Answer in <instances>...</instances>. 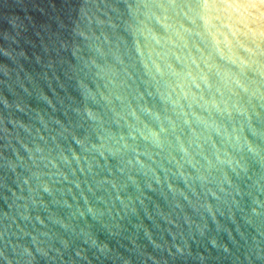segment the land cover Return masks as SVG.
Here are the masks:
<instances>
[{
  "label": "water",
  "instance_id": "water-1",
  "mask_svg": "<svg viewBox=\"0 0 264 264\" xmlns=\"http://www.w3.org/2000/svg\"><path fill=\"white\" fill-rule=\"evenodd\" d=\"M144 25L174 43L139 35ZM136 36L146 57L149 47L167 51L178 71L190 65L197 73L195 57L212 84L201 82L203 96L221 110L193 107L247 140L229 146L239 164L224 166L231 183L223 190L222 172L207 168L196 149L193 128L203 153L213 152L209 129L186 124L166 99L176 76L146 75ZM101 66L126 80L115 90L142 92L141 103L175 120V131L163 121L161 146L139 134L133 141L123 120L117 123L120 101L109 105L97 91L107 79ZM188 86L199 99L201 89ZM181 103L187 111V100ZM141 115L159 129L160 121ZM101 122L138 152L105 150V159L85 151L77 141L99 144ZM210 134L220 145L222 135ZM177 135L185 146L191 140L193 163ZM73 150L83 172L60 157ZM53 159L67 179L55 175ZM77 179L95 214L72 183ZM0 264H264V0H0Z\"/></svg>",
  "mask_w": 264,
  "mask_h": 264
},
{
  "label": "clouds",
  "instance_id": "clouds-1",
  "mask_svg": "<svg viewBox=\"0 0 264 264\" xmlns=\"http://www.w3.org/2000/svg\"><path fill=\"white\" fill-rule=\"evenodd\" d=\"M156 18L157 20L160 21L161 24L165 26L166 29L173 27L172 25L167 24L165 19H162L159 16H157ZM139 35H142L146 39H150L151 41H154L157 45H163L166 42L174 43V41H171L170 36L163 37L160 34L153 31L147 25H144V27L139 29ZM218 43L219 42L217 41V45ZM135 48L146 70V75L149 76L151 80L155 81L157 80L158 77H165L168 73H171L172 75L177 77L176 86H172L171 84H169V88L171 90L168 91L166 99L170 100L174 107H178L179 113L183 115L184 122L186 124H188L189 126H192L194 123L203 124L206 128L209 129V135L206 137V139L212 141L213 152L211 153V155H207L203 153L202 144H200V135L196 133L195 128H193V133L197 136L196 149L201 153V155H203L207 168L215 169L217 171L222 172L220 182H221V189L223 190V184L225 182L229 184L231 183L230 179L227 176V173L223 171L224 166L225 165L235 166L239 164V161L236 159V157L232 154V152L229 151V146H231L232 148H240L243 147L244 143H247V140L244 139L242 141V138L239 134L233 136L232 133H229L226 126L217 123L215 121H209L206 117L201 115V113L196 111L195 108L193 107L195 105L196 107L199 108H207L209 105H212L217 110H221L220 103H218L214 97L211 100H208L205 99L203 96V89L201 88V82L203 83L204 87H207L209 89L212 87V84L209 81L208 72L204 68L200 67L199 61H197L195 57L192 58V62L196 64V67L199 70L197 73L193 72L190 65L187 66L186 71H178L174 67V65L169 60H167V56H168L167 51H161L149 47L147 50V57H146L144 48L141 46L138 36H136L135 38ZM221 54L223 55L222 50H221ZM176 55L178 59L181 58L180 54H176ZM161 61H164L163 66L161 64ZM205 64L207 65L208 69H211L213 67V65L208 64L207 59L205 60ZM101 71L107 79L105 86L103 88L99 86L97 88L100 98L106 101L109 105H111L113 101V97H115V99L120 101L122 105V110L116 113L117 117L119 118L117 120V123H119L120 120H123L124 125H126L128 128L127 135L131 137L133 141L136 140L137 134H139L140 138L144 139L145 141H149L156 144L157 146H161L162 145L161 133L168 132V128L165 127L163 121L167 120L168 123L171 125L173 131H175L177 127L175 120H173L171 116H162L158 111H155L151 106H149L147 102L141 103V101L144 100V94L142 92L128 93V92H120L118 90H115L121 88L126 83V80L123 77H121L120 72L117 69L115 68L104 69L103 66H101ZM123 71L125 74H127L128 77L131 76V73L128 72L127 67H125ZM117 78H119V82ZM236 82L239 83V80H237ZM189 84L195 85L196 88L201 89V92L199 94V99H197V93L191 91V88L188 86ZM109 85H111L112 87H109ZM105 89H107V91H105ZM157 91H159V89H157ZM90 93L93 96L96 95V93L91 92V90ZM173 93H176V97L174 99H173ZM181 97L186 99L188 102L187 111L185 110L184 105L181 103ZM201 101H203V103H201ZM227 110L229 112L231 111L230 109ZM141 113L147 115L149 118H154L155 120L160 121L159 129L157 130L153 128L152 125L148 122V120H146L144 116L141 115ZM189 113L191 114V118H189ZM88 115L93 121H102V118L98 114H95L90 110L88 112ZM211 130H215L218 134L222 135L223 139L221 140L220 145H218L215 141L212 140L210 134ZM96 133H97V139L100 141L99 144L92 143L89 146L88 144L85 143L84 140L77 141L80 145L84 146L85 151L95 150L99 152V155L101 157H104L105 159H106L105 150H107L108 153L115 154L120 152L122 149L127 150L129 148H133L134 151L138 152L137 149H135L132 145L128 143V140L126 139L123 133H121L119 135V138L117 139L115 133L111 132L110 129L104 127L102 122L100 123L99 128L96 130ZM176 139L180 143V148L183 151L184 155L188 158L189 163H193L194 157L192 156V153L189 151V147L191 146L192 143L191 140L189 141V146H185L184 142L181 140L179 135H177ZM109 140L113 141L116 144H122V147L113 148L109 146L108 143ZM248 146L250 150H254L250 144ZM60 157L69 166L72 164V160H75L76 164L80 166L81 172L84 171V167L83 165H81V156L78 153H76L75 150L72 151L71 158L65 155L63 152H61ZM83 159L87 160L88 157L85 156ZM136 159L139 161V155H137ZM140 163L142 164L143 162L140 161ZM195 163H199V161H195ZM50 164L53 168L58 169V171L55 173L56 176L67 179V174L64 173L62 170H59V165L57 164L56 160L54 159L51 160ZM88 166H89V170H91V166H92L91 161H89ZM73 172H75V168H73ZM49 175L52 174L50 173ZM72 183H74L75 186L80 189L81 196L83 197L85 204L88 206V211L95 214L97 209H95L94 206L91 203H89L88 196L86 195L84 189L81 188L80 181L77 179ZM102 183L103 181L98 182L97 186L99 187ZM43 187L44 190L47 192L51 193L53 191V187L47 182L43 183ZM87 187H88V191L93 192V194H95L96 189H94L90 184ZM68 191L71 192L72 189L69 188ZM98 199L103 200L104 198L103 196H100L98 197Z\"/></svg>",
  "mask_w": 264,
  "mask_h": 264
}]
</instances>
